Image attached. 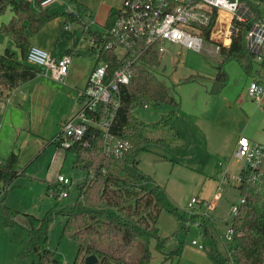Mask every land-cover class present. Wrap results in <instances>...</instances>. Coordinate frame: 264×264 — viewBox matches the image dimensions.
I'll use <instances>...</instances> for the list:
<instances>
[{
	"label": "rangeland",
	"instance_id": "374dc122",
	"mask_svg": "<svg viewBox=\"0 0 264 264\" xmlns=\"http://www.w3.org/2000/svg\"><path fill=\"white\" fill-rule=\"evenodd\" d=\"M80 1L92 6L93 18L92 22L89 20V27L99 31L104 29L111 5L119 3L118 0H107L108 3L106 0ZM55 4H66L75 9L67 0H57ZM6 10L0 17L6 14ZM55 18L46 22L34 35L40 33L54 39L60 53L67 49L83 52L81 56L75 55L71 78L65 81V84L82 86L92 66V59L85 52L88 38L82 34L81 24L72 23L74 31L61 30L63 17ZM212 48L209 44H205L202 50L167 45L154 74L165 83L169 94L178 100L179 108L167 104L139 105L132 114L146 125L143 129L146 136L164 138L167 142L165 148L150 146L142 151L138 167L165 189L168 205L176 207L187 217V204L191 198L210 199L217 186H222L208 231L216 240L217 249L225 254L220 236L231 220L229 206L238 202L240 195L233 181H221V178L226 167L236 175L242 166V162L233 156L239 136L264 143V98L257 101L247 94L248 83L255 77L258 67L255 61L254 73L248 75L234 59L224 63L223 69L228 75L225 86L221 91L211 93L216 66L220 62L219 52H213ZM188 76L195 80L187 81ZM51 100L53 102H49L46 109L54 111L59 99L54 96ZM172 109L175 111L172 127H154ZM57 127L55 121L47 119L34 127V133L29 132L25 138L20 136L14 143L19 153L16 167L22 173L4 195V203L15 210V224L4 225L0 217V264H38V255L27 251L30 236L28 215L40 218L48 209L57 211L47 240V247L55 256V261L50 264H72L76 259L78 244L61 233L66 218L61 210L74 199L76 185L85 172L73 166L71 152L66 153L65 148L50 142L57 134ZM59 174L70 178L71 183L67 187L71 195L57 203L47 187L58 186ZM188 222H185L188 228L182 229V223L176 216L165 209L160 212L158 235L160 239H168L163 250L155 248V239L148 241L151 251L149 264H212L204 250H198L191 244L192 239L201 240V233ZM178 243L182 244L181 255L165 258V252L174 249ZM127 256L135 260L137 248ZM80 263L81 256H78L76 264Z\"/></svg>",
	"mask_w": 264,
	"mask_h": 264
},
{
	"label": "trees",
	"instance_id": "16d2710c",
	"mask_svg": "<svg viewBox=\"0 0 264 264\" xmlns=\"http://www.w3.org/2000/svg\"><path fill=\"white\" fill-rule=\"evenodd\" d=\"M42 0H0V14L8 7L13 16L6 23L0 24V36L12 39L19 49L20 58L14 51L5 49L0 53V101L21 83L36 77L41 68L28 65L25 55L31 46L30 38L49 20L61 16L66 23H78L83 26L85 37L93 36L96 41L105 42L109 39L102 31L89 27L92 12L80 0H67L75 7L67 10L66 4H51L36 9ZM252 7L253 17L248 24L233 25L229 33V42L221 45L220 62L213 78L210 92L222 90L228 80L223 66L229 60H236L240 68L248 75L254 73V57L242 43V33L253 20L264 17V0H243ZM257 2H260L259 5ZM118 8L111 7L104 29L111 28ZM229 15L220 12L215 27L223 28ZM210 27L204 28L205 39L208 40ZM93 48L86 52L92 53ZM64 53L81 56L82 51L67 49ZM130 51L118 54L113 49L101 52V58L111 64V70L119 66ZM121 56V58L119 57ZM160 59L152 49H145L139 56V64L132 66V76L128 84L123 85L116 98L119 105L116 109L99 104L95 117L104 120L110 116V132L129 141L131 147L121 157L106 156L103 151V136L99 130L90 127L86 136L74 140L66 153L74 156L73 166L83 170L85 176L76 185V195L61 212L65 214L62 235H67L78 244L76 259L81 256V263L87 255L93 254L97 261L94 264H149L151 251L148 241L156 240L155 248L163 250L168 238L160 239L157 220L160 212L165 209L176 216L182 223V229H187L186 221H193L196 215L186 217L178 209L166 202L165 189L153 178L138 167L139 154L150 146L166 147L164 138H150L143 133L146 125L137 119L132 110L139 105L167 104L179 108V102L166 89L165 83L155 74L154 68L160 64ZM256 70L255 72H257ZM195 80L188 76L187 81ZM92 116V113L90 114ZM174 109L161 117L156 128L172 127ZM50 142H54L52 139ZM59 145L58 142H54ZM18 153L10 151L6 157H0V217L4 225L15 224V210L4 203V195L12 186L13 181L22 172L17 169ZM241 172L245 179L237 186L239 195L244 202L239 205L237 213L230 220L233 228V240L230 244L234 264H264V155L258 166ZM50 186L47 187V190ZM68 190V187H67ZM70 189L68 197H70ZM57 203H60L57 201ZM55 209H48L42 217L28 215L27 251L38 255V264H50L55 261L54 252L47 247L48 233ZM210 219L199 221L198 231L201 233L203 249L212 264H226L227 258L216 245V240L208 231ZM182 244L165 252V258L181 255ZM137 248L136 259L129 258L128 253ZM22 256V255H21ZM76 259L72 264H76Z\"/></svg>",
	"mask_w": 264,
	"mask_h": 264
},
{
	"label": "built area",
	"instance_id": "2783aa9c",
	"mask_svg": "<svg viewBox=\"0 0 264 264\" xmlns=\"http://www.w3.org/2000/svg\"><path fill=\"white\" fill-rule=\"evenodd\" d=\"M57 0H42L36 9L44 8L56 3ZM261 5L260 2H257ZM114 17L110 29H103V37L109 35L105 42L96 41L89 36V46L93 48L91 53L93 62L87 75L84 86L79 91L80 106L61 126L57 134L52 138L59 146L68 148L74 140L86 136L90 127L96 128L103 136V151L106 156L121 157L129 150L131 144L110 132V116L104 120L94 118L99 104L116 109L119 100L116 98L120 88L128 84L132 76V66L138 65L139 56L145 49H152L159 58L167 51V45H178L191 50H202L205 44L213 47V52L218 53L220 46H226L229 42V33L233 25L236 32L239 25L248 24L253 17L252 7L243 0H122ZM67 10H73L67 6ZM220 12L229 15L226 25L216 29ZM92 20V19H91ZM90 20V21H91ZM92 22V21H91ZM209 38L205 39L204 28L210 27ZM64 29H71V24L66 23ZM245 48L253 54L254 61L258 65L255 77L247 86V94L257 101L264 98V17L253 20L251 25L241 35ZM105 49H113L123 54L129 50L130 55L113 70L111 64L101 58V52ZM72 54H56L36 45H31L25 55L24 61L34 67L41 68L56 81H63L72 61ZM121 58V56L119 55ZM147 107V105H143ZM92 113V116L90 115ZM264 155V143H258L245 136H239L236 142L233 156L242 162L238 174H231L228 167L223 171L221 181H233L234 187L244 182L241 172L256 168ZM58 186H50L48 191L57 201L68 196L67 186L71 180L61 174L57 177ZM222 186H217L210 199L191 198L187 206V217L196 215L192 223L196 228L199 221L210 219L217 206V200ZM244 202L239 197L238 202H232L229 206V214L232 217L237 213L239 205ZM223 241L227 258L226 264H234L230 244L233 240V228L231 222L224 234L220 236ZM191 244L198 250H204L203 244L196 239Z\"/></svg>",
	"mask_w": 264,
	"mask_h": 264
},
{
	"label": "crops",
	"instance_id": "0c3cea01",
	"mask_svg": "<svg viewBox=\"0 0 264 264\" xmlns=\"http://www.w3.org/2000/svg\"><path fill=\"white\" fill-rule=\"evenodd\" d=\"M118 1L119 5L113 4L111 7H119L122 0ZM106 3H108L107 0ZM84 4H86L92 12V6L87 3ZM12 16L13 12L8 8L6 14L0 17V24L8 22ZM70 24V30L74 31L75 27L72 26V23ZM60 29L69 31L68 29H64V19L60 25ZM31 38L34 39L33 41L31 39V45H36L53 53L61 54L58 52L61 50L57 49V42L55 43L54 39L51 40L46 38L45 35L43 36L40 33H37V35ZM87 38L89 40V37ZM6 48L15 53L17 52L16 56L20 58L19 49L14 45L12 39L5 35L0 36V53ZM88 48H90L89 45L86 50ZM86 53L93 62L91 53ZM74 58L75 55L72 56L71 64L63 81L58 82L52 79L48 73L42 70L33 79L16 86L0 101V157H6L11 150L18 153L14 143L17 142L20 136L25 138L29 132L34 133V127L41 122H45L47 119L55 121L58 126V132L62 124L78 110L80 106L79 91L84 86L85 82L82 86L65 84V81L71 75V67ZM56 82L62 83L63 85L56 84ZM54 96L59 100L57 101V106L53 109L54 111H49L46 107L49 105V102H53L52 100L50 101V99ZM76 102H78V106ZM234 142L233 140V143Z\"/></svg>",
	"mask_w": 264,
	"mask_h": 264
},
{
	"label": "water",
	"instance_id": "95a60500",
	"mask_svg": "<svg viewBox=\"0 0 264 264\" xmlns=\"http://www.w3.org/2000/svg\"><path fill=\"white\" fill-rule=\"evenodd\" d=\"M96 261H97L96 256L93 255V254H90V255H87L84 258V263L83 264H94V263H96Z\"/></svg>",
	"mask_w": 264,
	"mask_h": 264
}]
</instances>
